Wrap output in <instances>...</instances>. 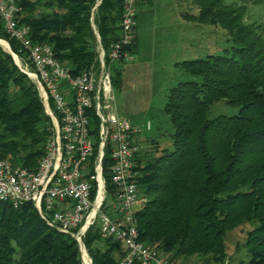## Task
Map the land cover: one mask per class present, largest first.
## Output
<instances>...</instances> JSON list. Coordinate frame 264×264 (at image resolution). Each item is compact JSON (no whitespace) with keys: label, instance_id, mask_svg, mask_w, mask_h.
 Returning a JSON list of instances; mask_svg holds the SVG:
<instances>
[{"label":"trees","instance_id":"obj_1","mask_svg":"<svg viewBox=\"0 0 264 264\" xmlns=\"http://www.w3.org/2000/svg\"><path fill=\"white\" fill-rule=\"evenodd\" d=\"M19 0L18 21L31 38L52 46L58 61L80 74L97 68L99 39L106 52L120 36L124 0ZM200 1L199 20L220 24L233 40L224 54L180 61L176 67L198 79L178 82L164 113L172 123V150L156 139L137 159L145 203L137 212L139 238L172 262L223 264L229 259V231L244 224L247 259L264 264V22H245V6L224 0ZM95 26V27H94ZM21 58L26 54L4 28ZM136 37L128 50L134 51ZM109 62L115 84L122 62ZM238 106L235 115L208 117L212 105ZM51 118L31 78L0 44V153L13 163L36 169L45 153ZM109 151L103 162L111 182ZM142 166V167H141ZM84 243L93 264H119L125 247L88 230ZM199 262V263H198ZM0 264H83L76 240L50 227L32 203L0 202ZM231 264V262H230Z\"/></svg>","mask_w":264,"mask_h":264},{"label":"built area","instance_id":"obj_2","mask_svg":"<svg viewBox=\"0 0 264 264\" xmlns=\"http://www.w3.org/2000/svg\"><path fill=\"white\" fill-rule=\"evenodd\" d=\"M138 1H123L120 36L108 52L99 39L98 67L75 75L57 60L50 44L34 41L30 27L18 21L19 0H0L5 31L26 54L25 58L15 54L21 70L35 83L52 122L36 169L15 164L0 153V202L14 207L32 203L50 227L76 240L83 260L87 257L91 264L84 238L93 227L101 238L125 247L119 264H182L139 238L137 212L145 203L137 165L144 149L136 140L141 130L119 115L114 103L108 60L134 58L127 48L135 39ZM151 128L149 121L147 129ZM107 151L113 193L104 175ZM108 198L112 203H106Z\"/></svg>","mask_w":264,"mask_h":264},{"label":"rangeland","instance_id":"obj_3","mask_svg":"<svg viewBox=\"0 0 264 264\" xmlns=\"http://www.w3.org/2000/svg\"><path fill=\"white\" fill-rule=\"evenodd\" d=\"M224 3L245 6L246 23L264 22V0H224ZM154 24L159 25L160 23ZM0 40L8 46L9 49L1 44L6 51L13 52L9 41ZM183 41L181 40V42ZM201 42L202 44L198 42L196 46H189L187 49L183 46V43L182 45L181 43L175 45L172 32L167 29L161 32L150 26L145 29L142 41L138 45V52L136 48L134 49V58L121 63L122 72L118 84L114 83L112 76L116 110L119 115L130 119L141 130L140 134L136 136V140L143 145L144 150H149L148 140L151 139H156L162 148L170 150L174 148L171 136L173 132L172 123L163 110L169 91L178 82L198 79L197 76L174 67V61L204 58L209 54H224L228 49H232L234 45L228 31L220 24L211 22L204 25ZM13 53L14 55L11 54L21 70L20 59L18 61L17 54ZM239 109L238 106L222 101L211 106L208 117L235 115L239 113ZM149 121L152 128L148 130L147 124ZM106 203H112V199L108 198ZM252 227V224L246 223L228 232L226 245L231 264L247 259V251L243 244L246 233ZM226 261L229 262V259L225 260L223 264ZM84 262L85 264H91L87 257H84Z\"/></svg>","mask_w":264,"mask_h":264},{"label":"crops","instance_id":"obj_4","mask_svg":"<svg viewBox=\"0 0 264 264\" xmlns=\"http://www.w3.org/2000/svg\"><path fill=\"white\" fill-rule=\"evenodd\" d=\"M138 22L135 31V48L142 41L145 29L153 26L154 30L164 29L172 32L175 45L183 43L187 49L202 44L204 23L199 20L201 13L200 1L197 0H139ZM154 23H160L155 25ZM171 29V30H170ZM181 40H184L181 42ZM187 52V51H186ZM183 60H175L176 64ZM184 264H196L195 260H187Z\"/></svg>","mask_w":264,"mask_h":264},{"label":"water","instance_id":"obj_5","mask_svg":"<svg viewBox=\"0 0 264 264\" xmlns=\"http://www.w3.org/2000/svg\"><path fill=\"white\" fill-rule=\"evenodd\" d=\"M101 3V0L99 1V3L97 4V5H99ZM95 27V26H94ZM95 33H96V35H97V37H98V39H100V35H99V32L96 30L95 31ZM0 41H2V40H0ZM1 44V43H0ZM13 55H14V53L13 52H11ZM83 262H84V260H83ZM84 264H85V262H84Z\"/></svg>","mask_w":264,"mask_h":264},{"label":"bare ground","instance_id":"obj_6","mask_svg":"<svg viewBox=\"0 0 264 264\" xmlns=\"http://www.w3.org/2000/svg\"><path fill=\"white\" fill-rule=\"evenodd\" d=\"M1 42V44L5 47V48H7V49H9L8 48V46L6 45V43L4 42V41H0ZM89 260V259H88ZM90 262V261H89Z\"/></svg>","mask_w":264,"mask_h":264}]
</instances>
